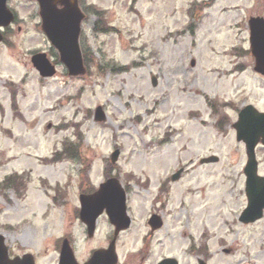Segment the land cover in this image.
I'll return each instance as SVG.
<instances>
[{
	"label": "rangeland",
	"instance_id": "obj_1",
	"mask_svg": "<svg viewBox=\"0 0 264 264\" xmlns=\"http://www.w3.org/2000/svg\"><path fill=\"white\" fill-rule=\"evenodd\" d=\"M82 5L88 72L70 77L41 30L36 1L10 2L18 24L0 45V233L12 254L58 264L56 241L71 236L78 257L88 259L111 227L101 220L87 238L76 218L80 192L116 177L133 218L120 246H147L149 264L166 256L181 264H264V216L240 221L247 155L233 127L245 105L264 111L249 28L251 17H264V0ZM36 52L48 54L56 76L39 75ZM212 155L219 161L201 164ZM257 156L264 176V146ZM153 213L164 221L154 232Z\"/></svg>",
	"mask_w": 264,
	"mask_h": 264
},
{
	"label": "water",
	"instance_id": "obj_2",
	"mask_svg": "<svg viewBox=\"0 0 264 264\" xmlns=\"http://www.w3.org/2000/svg\"><path fill=\"white\" fill-rule=\"evenodd\" d=\"M8 0H0V26H8L14 20L13 13L7 7ZM41 4L42 29L52 44L60 52L61 62L66 65L71 76H79L86 73L83 55L80 47L81 24L85 15L81 12L78 0H61L63 9L56 7V0H39ZM250 25V43L252 54L255 57L256 72L264 75V18L252 17ZM3 36L0 32V42ZM32 62L43 77H52L56 74V67L50 62L45 53L33 56ZM194 65V62L192 63ZM153 84L158 82L154 78ZM106 118L102 107L96 110V120L103 121ZM237 131V140L246 145L247 164L245 167L246 194L248 206L240 216L243 223H252L264 216V176L259 174V161L256 148L261 143L264 145V112H260L255 106L248 105L240 113L237 123L234 125ZM120 155L116 151L112 160L114 163ZM219 161L217 156H211L201 161L202 164ZM182 170L173 175V181L179 180ZM81 218L88 225L90 235L93 234L98 216L107 209L113 223L118 225V230L130 225L127 215L126 193L117 179H110L101 186V189L93 195L81 196ZM119 221V222H118ZM118 222V223H117ZM151 224L154 229L163 226V221L157 215L153 216ZM100 253H96L87 264H98ZM174 259H166L160 264H174ZM0 264H35L31 254L23 258H9V251L5 245V237L0 234ZM61 264H76L71 249L63 248ZM200 264H206L201 261Z\"/></svg>",
	"mask_w": 264,
	"mask_h": 264
},
{
	"label": "flooded vegetation",
	"instance_id": "obj_3",
	"mask_svg": "<svg viewBox=\"0 0 264 264\" xmlns=\"http://www.w3.org/2000/svg\"><path fill=\"white\" fill-rule=\"evenodd\" d=\"M79 4L80 7L83 9V0H79ZM59 7L62 6V4H58ZM21 29V27H19V30ZM103 220H107L108 221V217L107 215H103L102 216ZM108 223L110 224V229H111V234L108 235V237L106 238V241H102L100 243H98V246L95 249H101V250H108L110 248V246L112 245V239L114 238L115 235H117V241L115 242V253L117 255V260L115 262V264H149V261H147L149 258L151 259V257L153 256L154 252L151 253L148 251V247L144 246L140 251L137 250H131L128 251V246L126 245V243H123L122 246H120L122 244V242L120 241L123 237V234H126L129 229L127 230H123L121 232H117L116 234V228L108 221ZM107 224V223H106ZM108 225V224H107ZM94 249V250H95ZM61 250H62V243L57 244L56 248H55V252L53 253L54 256H58V263H59V259H60V254H61ZM92 250L90 253H93ZM74 251L76 253V257L78 258V262L80 264H84L85 261L87 260H82L80 257H78L77 251L74 247ZM92 254H90L91 256ZM167 257H171V256H166V257H162L160 259H158L154 264H159L160 261H162L163 259H166ZM175 258V257H172ZM176 262H174V264H181V261L177 258ZM109 258H108V254L107 252L104 253V257H103V261L106 264L108 262ZM197 264H199V260H197Z\"/></svg>",
	"mask_w": 264,
	"mask_h": 264
},
{
	"label": "trees",
	"instance_id": "obj_4",
	"mask_svg": "<svg viewBox=\"0 0 264 264\" xmlns=\"http://www.w3.org/2000/svg\"><path fill=\"white\" fill-rule=\"evenodd\" d=\"M85 58H86V60H87V56H86ZM7 181H8V180H7ZM13 184H14V185L17 184L15 179H11L8 185L14 187Z\"/></svg>",
	"mask_w": 264,
	"mask_h": 264
}]
</instances>
